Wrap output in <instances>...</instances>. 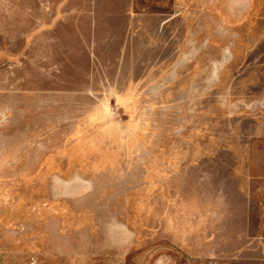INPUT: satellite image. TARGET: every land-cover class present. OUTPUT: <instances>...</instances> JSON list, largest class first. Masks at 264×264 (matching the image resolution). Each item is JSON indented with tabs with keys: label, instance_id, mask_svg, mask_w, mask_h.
Wrapping results in <instances>:
<instances>
[{
	"label": "rangeland",
	"instance_id": "1",
	"mask_svg": "<svg viewBox=\"0 0 264 264\" xmlns=\"http://www.w3.org/2000/svg\"><path fill=\"white\" fill-rule=\"evenodd\" d=\"M116 11L0 15V264L224 263L264 224V0Z\"/></svg>",
	"mask_w": 264,
	"mask_h": 264
},
{
	"label": "crops",
	"instance_id": "2",
	"mask_svg": "<svg viewBox=\"0 0 264 264\" xmlns=\"http://www.w3.org/2000/svg\"><path fill=\"white\" fill-rule=\"evenodd\" d=\"M134 9L135 0H0V15H97L103 14L104 10L134 14ZM260 224L254 231L239 233L235 238L239 246L235 250H226L224 263L217 264H264V224Z\"/></svg>",
	"mask_w": 264,
	"mask_h": 264
}]
</instances>
